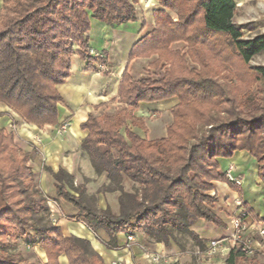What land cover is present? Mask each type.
<instances>
[{
  "label": "trees",
  "instance_id": "trees-1",
  "mask_svg": "<svg viewBox=\"0 0 264 264\" xmlns=\"http://www.w3.org/2000/svg\"><path fill=\"white\" fill-rule=\"evenodd\" d=\"M155 1L160 9L153 13L154 28L133 44L120 77L116 100L121 108L112 114L90 113L80 125L86 136L79 151L97 177L105 176L108 185L101 191L119 192V213L91 206L84 185L74 187L73 177L63 170L51 174L54 195L76 210L68 221L81 224L107 249L116 248L120 233H142L152 243L179 247L173 236L177 230L204 251V242L190 228L199 220L225 228L212 211L217 201L209 195L212 182L225 181L240 191L219 172L217 160L247 152L264 187V66L250 65L264 53V32L254 33L251 23L233 22V0ZM137 3L1 0L0 103L25 124L60 127L58 106L63 100L57 87L70 75L75 47L86 71L104 64L103 58H86L81 52L90 21L111 28L135 22ZM167 12L175 13L176 21ZM177 42L186 45L184 54L170 49ZM151 57L156 58L150 68L163 69V76L153 83L134 81L127 71L129 62ZM171 98L178 102L163 138L147 140L131 131L135 127L146 132L143 119L134 116L140 103ZM28 158L14 144L12 133L0 130V264H30L3 252L30 229L45 252V264H58L60 255L68 264H105L88 240L63 237L59 228L40 222L49 209ZM124 179L140 189L124 192ZM99 231L107 242L99 239ZM225 264L253 263L236 243Z\"/></svg>",
  "mask_w": 264,
  "mask_h": 264
},
{
  "label": "crops",
  "instance_id": "crops-1",
  "mask_svg": "<svg viewBox=\"0 0 264 264\" xmlns=\"http://www.w3.org/2000/svg\"><path fill=\"white\" fill-rule=\"evenodd\" d=\"M233 1L236 10H239L250 0ZM157 9L159 7L155 0H138L135 6V22L111 28L98 21H90V31L86 34V47L101 54L105 61L104 64H94L92 71H86V61L80 59L75 53L70 57V75L63 85L57 87L63 100V103L58 106L57 118L58 124L65 125L63 132L59 130L60 127L45 126L38 129L25 124L11 110L0 103V130L12 133L14 144L29 155L27 164L33 173L34 182L40 194L49 191L54 193L55 181L51 174L59 170L71 175L74 184L82 178L90 181L96 178L89 159L79 151L80 142L86 136V131H82L80 125L86 121L88 114L98 115L100 114V107L107 106L108 102L111 101L117 102V87L127 65L130 49L136 41L153 30L152 12ZM73 58L75 60L74 64L71 61ZM154 59L155 57L134 59L128 64L127 71L130 74L131 67L138 70L141 68V64L146 63L148 65ZM99 65L104 70L99 69ZM105 67L107 68L105 69ZM108 67L110 68L108 69ZM165 103L161 102L157 105L155 103H140L134 116L144 121L149 112L148 109L158 108ZM144 126L146 128L145 133L135 127H130V129L139 137L147 140L160 139L166 134L165 128L158 131L160 134L155 137L153 133L149 134V129L145 123ZM217 161L221 174L229 166L233 168L234 174L242 182L239 187L240 191H233L227 185L228 183L213 182L209 195H215L217 201L212 211L223 222L225 228L215 230L212 229V224L199 220L190 230L198 235L199 239L204 242L205 247L208 246L210 241L221 240L223 242L222 256L225 264V258L231 248V239L234 235L231 226V220L235 212L234 201L239 200L248 212L246 222L250 227L245 235L255 236L256 232L254 230L262 225L264 226V222L261 221V219L264 220V187L258 178L257 163L247 152L236 151L231 158L218 159ZM89 184L90 182L83 184L82 181L78 184L84 185L86 195L91 194ZM109 194L116 196L115 202L118 207L119 192ZM59 201L61 202L58 206L59 212L57 215H52L56 220V224L51 225L59 228L63 237L75 236L88 240L92 249L102 258L105 264L114 262L151 264L146 256L139 253L137 247L125 248L124 234L117 235L114 250L107 249L81 224L68 221V216L75 215L76 210L63 201ZM48 202L49 200H47V205ZM54 204H56L55 201ZM107 206L109 207L105 203L99 205L98 210H104ZM66 213L69 215L66 216ZM98 237L103 242L108 241V237L102 231L98 232ZM252 241H254L253 246H258L255 240ZM148 246L156 252L165 253L168 251L174 253L173 257L180 256L173 244L164 246L163 244L148 243ZM3 252L17 255L30 264H45L47 262L45 252L37 244V234L34 229L28 230L27 235L23 239L17 240L13 248H6ZM217 260L218 257L215 256V259L211 261L212 264H218ZM58 264H68L64 255L58 257ZM261 264H264V261Z\"/></svg>",
  "mask_w": 264,
  "mask_h": 264
},
{
  "label": "rangeland",
  "instance_id": "rangeland-1",
  "mask_svg": "<svg viewBox=\"0 0 264 264\" xmlns=\"http://www.w3.org/2000/svg\"><path fill=\"white\" fill-rule=\"evenodd\" d=\"M0 8H1V1H0ZM159 9H160V7H159ZM153 13H154V11L152 12V15H153ZM167 14L171 17V19L176 21L175 13L167 12ZM153 20H154V17H153ZM233 22L236 25H245V24L251 23L254 26V33L264 32V0H262V1L261 0H250V1L246 2L239 10H235V17L233 18ZM247 34L248 33L245 32V35H247ZM170 49L179 51L181 54H184L186 51V45L182 42H177V43H173L170 46ZM87 50H88V48L85 47L81 51L86 58L88 57ZM75 51H77L76 47H75L74 53H75ZM102 58H103V56H102ZM186 60H188V59H186ZM71 61L74 64V62H75L74 58ZM149 64L148 65L146 63L141 64L140 65L141 68H139L138 70L131 67L130 74H129V72H128V74L130 75V77L134 81L147 80V81H149V83H153L154 81L160 79L163 76V69L154 70L153 68H150ZM250 65H252V66H264V53L255 57L250 62ZM106 68L107 67H105V69ZM109 68L110 67H108V69ZM99 69L104 70V68H101L100 65H99ZM263 86H264V84H263ZM162 102H166V103L161 105L158 108L148 109L149 112L147 113L146 118H144V123L149 129V134L153 133V135L155 137L159 136L160 133H158V131H162L163 129L167 128L171 124V122H172L171 109L177 104L178 100H177V98H171V99H168V100H165ZM116 103L117 102L111 101V102H108L107 106L100 107L101 108V110L99 111L100 114L101 113L112 114L116 110L120 109L121 105L118 103L116 104ZM159 103H161V102H157L155 104L157 105ZM81 181L83 182V184H87L90 182L89 189L91 190V194L87 195L86 197H87L88 203L91 206H93L94 208H96L98 210V206L103 205L105 203L106 205H109V207L107 206L106 208H109V210L111 209L110 211L112 214L117 215L119 213V208L117 207V204L115 202L116 196H112V194L101 191V189L104 186L108 185V182H107L104 175H102L101 177L96 176V178L92 181H90L88 179H83V178H82V180L79 179L78 182L75 184L73 181V186L75 187ZM219 183H226V182L224 181V182H219ZM227 185L230 186L229 184H227ZM122 189L126 193H133V192L138 191L140 189V187L138 185L132 184L131 182L124 179L122 181ZM41 195L43 197H45L46 200H49V202H48V205H49L48 209L49 210H48V213L46 215L40 216V222L44 223V224H50L51 225V220H50L51 215L54 216V214L55 215L58 214V212H59L58 206H60L61 202L55 198V195L52 191L46 192L45 194L41 193ZM113 195H116V194H113ZM54 201L56 202V204H54ZM242 206H243V204H242ZM243 208L246 211V214L248 216L247 210L245 209L244 206H243ZM235 212H236V206H235ZM68 215L69 214L66 213V216H68ZM233 216H234V214H233ZM245 222H246V220H245ZM208 225H210V224H208ZM247 226L250 227L249 224H247ZM212 229L218 230V228L213 227V226H212ZM254 231L256 232V230H254ZM135 235H136L135 243L133 244V246L137 247V250L139 251V253L146 256L147 257L146 259L149 260V256L152 254L160 253V252H156V251L152 250V248H150L148 246V243H152V242H150L147 238H145L142 233H136ZM256 235H257V237H256ZM256 235L250 237V235L244 234L243 238L245 240L246 239L249 240L250 245L254 249L253 256L248 258V260L251 261L253 264H261L262 261H264V237H260L257 234V232H256ZM173 236H174L175 241L179 245V247H176L175 249H176L177 253L180 254V256L173 257L174 253L166 251L165 254L170 259V262L174 261L176 259L177 264H212L211 261H212V259H215V256H216V257H218L217 263L218 264H224L222 252H219L217 255L211 256L209 258L201 257L203 259H200L199 255H196L195 253L196 252H202V251H200L199 248L195 247L192 240H190L186 234L181 233L177 230H174ZM251 239L255 240V242L257 243L258 246H256V245L253 246L254 241H252ZM204 246H205V244H204Z\"/></svg>",
  "mask_w": 264,
  "mask_h": 264
},
{
  "label": "built area",
  "instance_id": "built-area-1",
  "mask_svg": "<svg viewBox=\"0 0 264 264\" xmlns=\"http://www.w3.org/2000/svg\"><path fill=\"white\" fill-rule=\"evenodd\" d=\"M87 53L89 56L95 58H102V55L94 52L93 50L88 49ZM101 68H103L101 66ZM60 131L65 130V125L60 126ZM227 182L240 187L241 179L234 174L233 168L229 166L223 173ZM234 204L236 206V212L234 213L233 219L231 221L232 228L234 230V235L231 239V248L234 247L236 243L241 244V252L247 257L250 258L254 254V249L250 245L249 240H245L243 235L248 231L249 227L247 226V222H245L247 218L246 211L244 210L242 203L239 200H235ZM51 224H56L55 218L51 215ZM257 234L260 237H264V226H260L256 229ZM125 248L129 249L135 243V234L125 233ZM223 242L221 240H213L208 243L206 249L202 252H196V255H199L200 259L209 258L211 256L217 255L219 252H222ZM203 257V258H201ZM149 262L151 264H177V260L170 262V259L165 253H156L149 256ZM112 264H124L122 262H114Z\"/></svg>",
  "mask_w": 264,
  "mask_h": 264
}]
</instances>
